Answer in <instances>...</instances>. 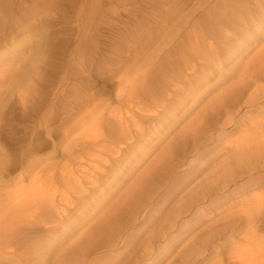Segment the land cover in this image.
I'll return each mask as SVG.
<instances>
[{
    "label": "rangeland",
    "instance_id": "374dc122",
    "mask_svg": "<svg viewBox=\"0 0 264 264\" xmlns=\"http://www.w3.org/2000/svg\"><path fill=\"white\" fill-rule=\"evenodd\" d=\"M0 3V159L8 164L7 170L0 172V200L28 188L30 179L28 173H23L24 168L43 157L54 156L51 161L57 164L70 161L80 171H76L80 178L87 176L84 173L90 161L98 158L80 153V158L71 161L56 145L69 114L83 100L95 96L101 101V113L121 107V114L135 115L140 125L127 143L119 145L122 150L117 155L109 154L107 164H102L105 170L95 175L97 185L87 187L83 197L86 201L109 190V182L114 179L110 172L114 160L117 168H124L138 156L130 150L137 151L139 145L151 139L157 141L158 137L163 141L146 151L151 157L156 156L149 165L153 167L132 192L133 198L122 206L125 219L141 202L138 193L148 184L159 185L172 164L181 168L174 184H168L165 191L170 198L178 189H185V194L192 185H197L196 190L208 198V204L197 212H180L182 222L169 230L166 239L157 240L160 250L135 264H181L182 259L192 255L195 260L191 264H240L236 253L245 251L251 239L263 245L264 250V204L251 223L241 214L253 209L255 199L264 195V158L255 164L253 172L244 174H239L245 169L239 170L236 163L240 145L255 121L264 119V96L252 111L248 112L243 104L252 91L247 74L255 71L264 54V0ZM256 23L261 25L255 27ZM226 31L231 35L225 38L229 43L221 46L217 36ZM137 33L143 39L139 48L135 43ZM257 35L261 37L252 42ZM197 40L208 49L205 56L196 53ZM161 47L164 48L160 52ZM209 52L211 59L207 57ZM29 54L37 59L34 69L25 65ZM122 69L132 76L140 70L156 75L167 72L178 85L176 98L148 116L133 107L131 103L136 100L125 106L119 98L123 95L126 99V94H122L117 83ZM197 95L201 98L194 101ZM41 114L45 115L50 132L54 128L53 135L40 127ZM228 161L233 180L224 182L214 169L217 172L228 167ZM129 183L119 187L118 194ZM113 190L116 192V188ZM168 196L160 199L158 208L165 209L163 215L171 218L179 212L172 204L165 207ZM87 206L83 202L66 212L86 217L92 211V206L86 210ZM141 219L131 225L137 237L145 225ZM160 219L154 216L150 223H159ZM20 225L7 220L0 223V257L23 244ZM113 249L125 253L121 245Z\"/></svg>",
    "mask_w": 264,
    "mask_h": 264
},
{
    "label": "bare ground",
    "instance_id": "6f19581e",
    "mask_svg": "<svg viewBox=\"0 0 264 264\" xmlns=\"http://www.w3.org/2000/svg\"><path fill=\"white\" fill-rule=\"evenodd\" d=\"M8 1L10 0H0L6 4ZM253 25L257 27L261 23ZM246 26L250 27L247 24ZM248 32L249 30H246V33ZM218 35L217 39L222 41L219 42V45L224 46L229 43L225 39L231 36L228 31ZM135 37L138 48L143 46V39L138 33ZM260 37L261 35L254 36L251 41L254 42ZM198 42L199 40L196 41L195 51L197 54L205 56V51L208 49L204 44L200 45ZM163 48L159 49L160 52ZM148 51H151V47ZM159 55L160 53L157 56ZM211 55L209 52L207 57L211 59ZM263 59L264 54L259 57L255 71L247 74L252 91L243 104L246 105L248 112L256 109V106L260 104L261 97L264 96ZM36 60L33 54H29L25 65L34 69ZM138 68L142 69L141 66ZM128 73L127 70H120L117 81L122 94H126V99L123 98V95L119 98L125 106H127V102L131 103L136 100L131 103L133 107L138 108L140 112L147 113L145 116H148L157 109H162L166 103L170 104L171 99L176 98L174 91L178 85L172 82L173 79L167 72L156 75L153 72L149 73L148 70H140L134 76L131 74L130 76ZM199 83V81L195 82V85ZM262 83L263 85H261ZM200 98L197 95L193 100L199 101ZM100 105V99L95 96H89L83 100L63 123L56 145L64 154H67L68 160L71 161L80 158L82 156L80 153L88 155L89 158H98L90 161L89 169L84 173L87 175L84 179L78 176L77 172L80 173V171L72 167V162L64 161L57 164L51 161L54 156L43 157L34 163L27 164L24 168L23 173H28V179H30L29 187L0 200V223L7 220L10 224H21L18 228L25 238L22 245L14 246V251L1 254L0 264H5V261L8 262L7 264H135L142 262L160 250L159 239H166L169 230L182 222L181 214L195 213L208 204V198L196 190L197 185L189 186L185 194H183L185 189H178L171 198L168 196L165 192L168 189V184L171 183V186L174 184V178L181 168L178 164L175 166L172 164L170 168L168 167L166 177L161 180L159 185L155 184L154 187H150L151 185L148 184L146 189L138 193L137 197L141 198V202L131 209L133 211H130L129 219H125L123 204L133 198L132 192L153 167L149 165L156 156L151 157L146 151L148 148L158 146L163 141L162 137H158L157 141L149 138L150 142L139 145L137 151L135 148L130 150L138 156L129 160L124 168H117L114 160L110 170L114 179L109 182V190H102L97 198L86 201L83 197L88 192L87 187L92 189L97 185L95 175L105 170L102 164H107L109 154L117 155L122 150L119 145L127 143L132 134L136 133L134 129H138L140 125L139 119L135 115L121 114L118 111L121 107L101 113L98 111ZM130 105L128 104L129 110H131ZM55 117L56 115H53L52 119ZM228 122H224V124ZM39 124L42 129L45 128L44 130H48L53 135L54 128L50 132L44 114L40 115ZM246 137L244 144L240 145L241 152L238 153L236 163L237 167L241 168L239 170L248 171L244 170L239 174L253 172L256 169L255 164L264 158V119L256 120L251 128V133ZM152 142L154 145L150 146ZM94 151L97 152L96 156H94ZM133 163L134 165H132ZM227 164L228 167L221 168L217 172L214 169V174H220L219 178L224 182L233 180V175H230L232 172L229 169L230 161ZM214 166L215 164H213ZM7 167L8 164L0 159V172L7 170ZM147 167L149 168L147 169ZM211 169L209 168V171ZM32 175L33 177H31ZM128 182H130L129 186L121 195L118 194V191ZM187 187L188 185H186ZM114 188H116V192L113 190ZM164 196H168L165 207L172 204V207L177 209L176 212H179L175 217L171 215L170 218L168 215H163L165 209L158 208V203ZM83 202L88 204L85 207L86 210L92 206V211L86 212L89 213V216L80 217L73 215L72 212H69L70 214L66 212V210L77 209ZM95 202L97 204L93 205ZM263 204L264 195L258 196L252 206L253 209L244 210L241 214H244L251 223L256 219V211ZM81 214L83 215V212ZM154 216L161 217L159 223H150ZM140 219L145 225L142 227V234L137 237L131 225ZM118 245L123 247L124 254L113 249ZM246 246L245 251L236 253L235 257L240 264H264L263 245L260 246L255 239H251ZM98 251L102 254L96 255ZM119 257L122 258L119 259ZM194 260V255H192L182 259L181 264H191Z\"/></svg>",
    "mask_w": 264,
    "mask_h": 264
}]
</instances>
